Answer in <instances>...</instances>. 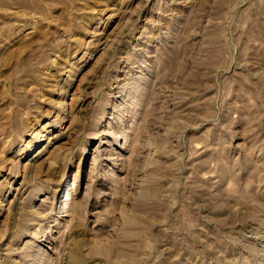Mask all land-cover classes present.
<instances>
[{
  "label": "rangeland",
  "instance_id": "1",
  "mask_svg": "<svg viewBox=\"0 0 264 264\" xmlns=\"http://www.w3.org/2000/svg\"><path fill=\"white\" fill-rule=\"evenodd\" d=\"M263 52L264 0H0V264H183L171 235L198 184L224 207L203 231L238 183L264 209ZM243 224L217 240L264 252Z\"/></svg>",
  "mask_w": 264,
  "mask_h": 264
},
{
  "label": "bare ground",
  "instance_id": "2",
  "mask_svg": "<svg viewBox=\"0 0 264 264\" xmlns=\"http://www.w3.org/2000/svg\"><path fill=\"white\" fill-rule=\"evenodd\" d=\"M242 85L243 87L239 89L238 97L244 96L246 94H249V96L251 97L256 96L255 87H253L250 84H245L244 82H242ZM254 112L256 113V115L252 117L253 120L259 117L258 116L260 114V113L258 114V112H260L259 104L252 107L251 113L253 114ZM246 131H249V132L252 131L253 135L255 133L253 127L246 128ZM43 140H44V135L39 137L37 140L33 141L30 148L34 149L33 150L34 152L36 151L39 152L40 146L43 145L42 144ZM219 166L221 167L220 168L221 172L231 171V167L228 166L227 164L225 165V163L222 161L219 162ZM254 167L255 168L250 173V175L253 177H260V176L262 177V175H264V166L255 164ZM234 174H236L234 175V177L237 176L235 178L237 179L241 178V175L238 172ZM238 185L237 187H235L236 185L232 186L231 188L228 187L229 189H226V192H225L227 194L226 197L227 199L228 198L230 199L231 204L232 205L238 204L239 205L237 206L238 208L236 209V211L229 210V215L226 217L221 218V216L220 217L217 216L218 218L214 219L215 220L214 222H215V225L219 226V228L214 229V231H211V232L203 231L204 224H203V220L201 219V214H202L201 210L206 209L208 206L209 207L212 206L215 208L214 212L221 213L224 207L218 204L216 200V197L218 195L213 193L209 189L200 187L201 185L198 184L195 187H192L191 190H189L191 191V194L189 197L191 198V200L187 199L188 201H185V199H183L184 197H180V202L178 204L176 218H175V222L173 226L174 229L172 231L173 233L172 235L169 232L168 233L171 235V239L174 242V246L172 250L176 251L175 253L178 256V259L180 258L183 259V256L185 254H187L189 257V259L185 258L183 260L184 262L181 261V263L183 262V264H262V263L264 264V252H259V250L256 247L252 245L248 246L249 249L246 255L243 254L244 256H242V253L240 252L241 254L238 257H236V253L237 255L239 253L236 249L239 250L242 247H244V246H241L242 245L241 240L240 241H228L227 243H224V242L221 243L219 240H217V237L221 233L219 229L226 225H229L230 223L233 225H235V223H238V224L241 223L244 226L245 224L243 223L245 222L252 223L255 221L261 226V229H263L264 231V209L261 208V206H259L257 202L254 203L252 201L253 203H251V202H248L250 200H247L248 196L249 197L252 195L253 197L257 196V195H254V193L252 192V191L255 192V190H252L251 185L250 186L248 185V188L250 187L249 189L240 188ZM62 186H63V192H62V195H59V210L61 211V214H64L70 211V208L73 205L74 185L72 183L71 178L67 177V181H66V178L63 180L61 187ZM17 204H15V206ZM261 205L264 206L263 204ZM16 208L14 210V213L16 212ZM249 212L252 214V216L256 217V220H252L248 218L249 215H246V214H248ZM70 255H71L70 256L71 260L69 259V263L73 262L74 264H78L80 262V256L76 249L72 248L70 251Z\"/></svg>",
  "mask_w": 264,
  "mask_h": 264
}]
</instances>
